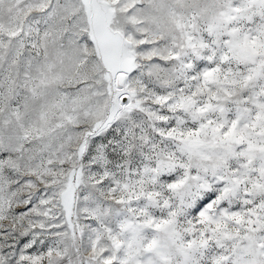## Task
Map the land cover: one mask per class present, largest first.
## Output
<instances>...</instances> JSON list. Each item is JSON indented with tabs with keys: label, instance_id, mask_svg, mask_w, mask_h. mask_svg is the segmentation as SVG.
<instances>
[{
	"label": "snow or ice",
	"instance_id": "6c2138e0",
	"mask_svg": "<svg viewBox=\"0 0 264 264\" xmlns=\"http://www.w3.org/2000/svg\"><path fill=\"white\" fill-rule=\"evenodd\" d=\"M0 264H264V0H0Z\"/></svg>",
	"mask_w": 264,
	"mask_h": 264
}]
</instances>
